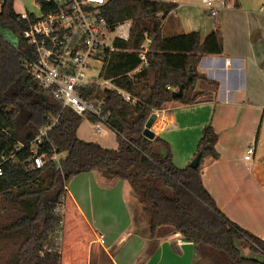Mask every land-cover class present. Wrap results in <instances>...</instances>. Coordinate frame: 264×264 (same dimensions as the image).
<instances>
[{
    "label": "trees",
    "instance_id": "16d2710c",
    "mask_svg": "<svg viewBox=\"0 0 264 264\" xmlns=\"http://www.w3.org/2000/svg\"><path fill=\"white\" fill-rule=\"evenodd\" d=\"M13 2L0 0V157H6L0 174V264H60V250L53 247L60 217L53 207L65 199L72 175L94 169L106 178L129 182L146 216L151 247L158 231L172 230L192 242L201 261L264 264V241L229 219L202 184V159L218 157L213 127L207 124L201 129L197 167L176 166L166 140L143 134L154 110L172 100L192 104L217 89L218 83L200 74L197 65L204 55L222 53L218 33L210 31L203 38L198 31L164 36L163 20L177 7L171 1L107 0L100 6L109 25L132 21L129 38L116 41V50L104 55L102 76L134 101L96 85L80 93L83 98L103 99L106 125L117 142L116 148H109L77 136L83 118L95 122V117L61 109L25 70L22 54L30 52L22 38L25 22L18 19ZM146 37L147 66L127 75L139 65L138 50ZM189 72L192 77L187 81ZM180 86L182 95L172 97ZM55 118L47 137L57 152L64 153L61 169L50 160L37 168L28 148L15 150V146L26 145ZM38 152L49 156L52 147L45 142ZM12 153L13 160L8 158ZM239 239L260 257L243 255L236 245Z\"/></svg>",
    "mask_w": 264,
    "mask_h": 264
},
{
    "label": "crops",
    "instance_id": "0c3cea01",
    "mask_svg": "<svg viewBox=\"0 0 264 264\" xmlns=\"http://www.w3.org/2000/svg\"><path fill=\"white\" fill-rule=\"evenodd\" d=\"M163 1L177 7L163 20L162 30L170 35L198 31L201 38L216 31L223 50L202 56L197 65L200 74L218 83L217 89L192 104L166 103L160 110L162 119L154 124V136L176 125L174 111L180 108L192 110L193 122L180 123L194 129L195 139L210 124L217 134L218 157L202 159V184L229 219L264 241V0H230L216 17L190 1ZM17 4L14 0L18 13ZM78 129L79 138L106 147L99 138L107 130L85 138ZM249 144H254V152L245 159ZM116 146L117 142L109 148ZM195 153L196 148H187L178 159L171 153L172 160L184 167ZM65 194L70 197L71 232L64 255L60 246V264H194L198 253L179 232L158 231L151 247L146 216L127 180L106 178L94 169L72 175Z\"/></svg>",
    "mask_w": 264,
    "mask_h": 264
},
{
    "label": "built area",
    "instance_id": "2783aa9c",
    "mask_svg": "<svg viewBox=\"0 0 264 264\" xmlns=\"http://www.w3.org/2000/svg\"><path fill=\"white\" fill-rule=\"evenodd\" d=\"M199 6L206 14L216 17L221 9L228 6L230 0H187ZM36 11L18 12V19L25 22L22 38L30 52L23 53V66L35 81L50 92L60 103L61 109H71L78 115L90 114L96 118L91 122L95 133H100L106 125V116L102 111L103 99H88L80 96L82 89L96 85L101 89H113L126 101L134 99L124 90L115 86L111 79L102 76L104 55L116 50L115 42L127 40L132 21L125 20L109 25L101 15L100 6L107 0H34ZM150 39L145 38L138 50L139 65L127 75L141 71L147 66L146 53ZM160 110H154L156 119H162ZM56 118L50 124L39 129L37 135L26 145L17 144L15 150L25 146L31 153L33 165L42 167L50 160L56 169H61L62 152H57L47 134ZM164 123V122H163ZM161 123L159 126L163 125ZM150 129L154 131V126ZM52 147L49 156L39 153L43 143ZM254 144L246 147L245 159H250ZM8 158L14 159V154ZM6 160L0 157L1 164ZM60 219L54 230L53 247L59 249L62 237L65 199L61 197L52 210ZM100 241L103 242L102 236Z\"/></svg>",
    "mask_w": 264,
    "mask_h": 264
},
{
    "label": "rangeland",
    "instance_id": "374dc122",
    "mask_svg": "<svg viewBox=\"0 0 264 264\" xmlns=\"http://www.w3.org/2000/svg\"><path fill=\"white\" fill-rule=\"evenodd\" d=\"M178 1L186 2L187 0H178ZM16 2H18V4L16 5V10L18 12H20V11H27V12L33 11L34 12L37 9V5L34 2V0H16ZM200 9H198V10L201 11L202 9L201 10ZM162 34L164 36L170 35L167 33L166 29L162 30ZM204 87L207 88V86H204ZM208 88H210V87H208ZM174 112H175L174 113L175 117H176V119H178V121H177L176 125L168 126L166 128V130L162 133L161 138H163L164 140H166L169 143L171 153H173V155L178 159L177 156H181L182 152L186 151L187 148H190L192 150H194L196 148V145H197V142H198L200 136L196 137L197 139H195V135L197 133L195 134L194 129L187 128V127H185V129H184L181 127L182 124L180 122H184V121L187 123L193 122V117L191 116L192 110L190 107L176 109ZM179 123H180V125H179ZM102 127L104 130H107L108 132L105 133L101 138H99V140L106 147H113V145L116 144V137H115L114 132H112V130L107 125H102ZM78 134L85 137V138L91 136L93 134L91 121H89L87 118H83V120L79 126V129H78ZM66 184H67V182H66ZM69 199H70V197L68 195H65V211H66L65 212V222L63 223L64 224V227L62 229L63 234H62V240L60 243L61 251H62L63 255L65 253V251H63L65 248V243L67 242V240H69L68 234L71 232V231H69L68 221H67V215H68L67 211H68ZM236 245L241 250V253L243 255L250 256V257H252V256L260 257L259 255L254 254L249 250V247H248V244L246 241L241 240V239L236 240ZM60 246H59V249H60ZM194 264H211V263L207 262L206 260L201 261L199 255H197V258H196Z\"/></svg>",
    "mask_w": 264,
    "mask_h": 264
},
{
    "label": "water",
    "instance_id": "95a60500",
    "mask_svg": "<svg viewBox=\"0 0 264 264\" xmlns=\"http://www.w3.org/2000/svg\"><path fill=\"white\" fill-rule=\"evenodd\" d=\"M192 77V73L189 72L187 75V81H189ZM182 95V86H180L177 90H174L172 92V97H178ZM156 118L155 113H151L150 116L148 117L144 129H143V134L147 137L152 139L154 137V131L150 129L151 125L153 124L154 120ZM200 161V153H197L193 159L189 162V165L191 167H197Z\"/></svg>",
    "mask_w": 264,
    "mask_h": 264
},
{
    "label": "bare ground",
    "instance_id": "6f19581e",
    "mask_svg": "<svg viewBox=\"0 0 264 264\" xmlns=\"http://www.w3.org/2000/svg\"><path fill=\"white\" fill-rule=\"evenodd\" d=\"M156 122V121H155ZM155 124V123H154ZM154 124H153V126H154Z\"/></svg>",
    "mask_w": 264,
    "mask_h": 264
}]
</instances>
